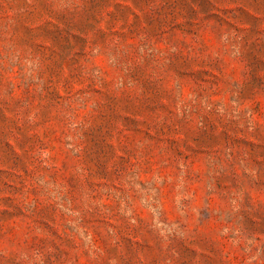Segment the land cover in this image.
Here are the masks:
<instances>
[{
  "label": "rangeland",
  "instance_id": "374dc122",
  "mask_svg": "<svg viewBox=\"0 0 264 264\" xmlns=\"http://www.w3.org/2000/svg\"><path fill=\"white\" fill-rule=\"evenodd\" d=\"M0 264H264V0H0Z\"/></svg>",
  "mask_w": 264,
  "mask_h": 264
}]
</instances>
